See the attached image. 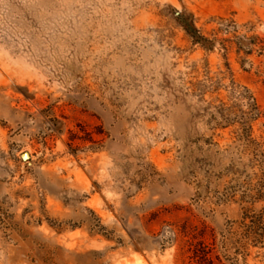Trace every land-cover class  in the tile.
<instances>
[{
  "label": "rangeland",
  "instance_id": "obj_1",
  "mask_svg": "<svg viewBox=\"0 0 264 264\" xmlns=\"http://www.w3.org/2000/svg\"><path fill=\"white\" fill-rule=\"evenodd\" d=\"M244 89L264 151V0H0V264H264Z\"/></svg>",
  "mask_w": 264,
  "mask_h": 264
},
{
  "label": "trees",
  "instance_id": "obj_2",
  "mask_svg": "<svg viewBox=\"0 0 264 264\" xmlns=\"http://www.w3.org/2000/svg\"><path fill=\"white\" fill-rule=\"evenodd\" d=\"M177 18L183 23L186 31L192 36L195 43H200L208 49L213 46L214 41L204 37L196 29L192 22L191 15L184 16L180 13V15H177ZM226 67L228 70L230 69L228 64H226ZM237 97L241 100L239 104L233 103L229 106H224V103L220 102L214 108L220 117V122H218V124L221 127H227L234 123H238V136L244 141L245 146L251 149V160L259 166L260 173L257 175L256 183L251 188V190L255 192L253 195L247 196L255 202L256 200L264 199V151L260 148V144L251 136V121L258 116L259 106L254 96L247 89H244L243 92H239ZM242 217L243 219L249 218L250 220L248 229L252 234L254 243L264 244V207L257 211L247 207L244 209ZM200 255L198 256L203 258L206 263H211L207 257V252L204 251L202 256Z\"/></svg>",
  "mask_w": 264,
  "mask_h": 264
},
{
  "label": "water",
  "instance_id": "obj_3",
  "mask_svg": "<svg viewBox=\"0 0 264 264\" xmlns=\"http://www.w3.org/2000/svg\"><path fill=\"white\" fill-rule=\"evenodd\" d=\"M176 15H180L179 12L175 11ZM22 158H28L29 157V154L25 151L21 154Z\"/></svg>",
  "mask_w": 264,
  "mask_h": 264
}]
</instances>
